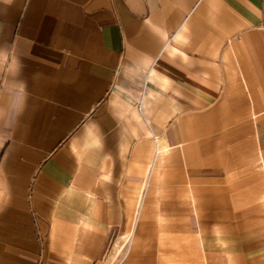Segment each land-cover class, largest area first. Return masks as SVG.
Wrapping results in <instances>:
<instances>
[{"label": "crops", "instance_id": "crops-1", "mask_svg": "<svg viewBox=\"0 0 264 264\" xmlns=\"http://www.w3.org/2000/svg\"><path fill=\"white\" fill-rule=\"evenodd\" d=\"M0 264H264V0H0Z\"/></svg>", "mask_w": 264, "mask_h": 264}, {"label": "clouds", "instance_id": "clouds-1", "mask_svg": "<svg viewBox=\"0 0 264 264\" xmlns=\"http://www.w3.org/2000/svg\"><path fill=\"white\" fill-rule=\"evenodd\" d=\"M6 62L7 57L0 56V64ZM22 70V62L14 58V68L0 77V127L5 130L18 125L28 108L30 92Z\"/></svg>", "mask_w": 264, "mask_h": 264}]
</instances>
